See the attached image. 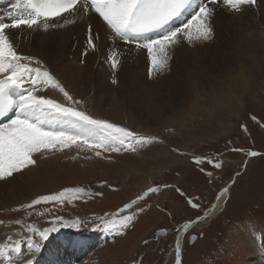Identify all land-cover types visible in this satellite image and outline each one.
Returning <instances> with one entry per match:
<instances>
[{
  "label": "rangeland",
  "instance_id": "obj_1",
  "mask_svg": "<svg viewBox=\"0 0 264 264\" xmlns=\"http://www.w3.org/2000/svg\"><path fill=\"white\" fill-rule=\"evenodd\" d=\"M255 45L259 51L264 49L263 31L256 35ZM232 62L231 58L227 65L211 72L214 79L204 84L206 96L183 98L177 106L162 98L165 108L161 112L147 111V118L142 107L149 108L155 100L161 102L158 95L165 89L143 73L142 81L123 83L131 91V104L137 103L142 111L127 107L125 100L118 101L119 108L108 109L104 99L97 100L94 111L87 103L93 99L88 97L85 102L83 91L59 80L74 99L83 101L74 107L155 139L143 146L134 144V152L102 151L101 156L83 144L43 150L44 156L31 175L13 179L8 190L0 188V221L6 234L24 240L32 237L41 247L47 246L50 255H40L39 264H176L174 246L182 236L181 264H251L250 255L244 251L248 241L260 242L259 264H264V63L256 70L250 63L247 73L251 96L239 90L238 104L213 95L222 88L227 95L231 93L229 78L225 77ZM47 91L46 98L70 103L58 89ZM116 96L114 93V99ZM195 102L202 105V110ZM181 119L187 122L180 123ZM65 132L75 134L78 130ZM195 157L206 159L197 164ZM33 158L37 159V154ZM209 160L222 162L221 168L216 169ZM152 187L158 191L138 200L131 210L126 207ZM76 188H83V193L74 197L68 194L63 204L22 207L42 195ZM224 188L228 189V199L222 210L214 217H205ZM190 200L200 207L193 208ZM126 215H134V219L122 235L96 227L102 218L118 220ZM57 216L69 223L78 218L86 222L70 227L56 223L57 231L44 241L28 230L29 225L39 230L52 227ZM198 217L205 218L197 221ZM189 222L193 227L181 236ZM192 237L195 239L190 243Z\"/></svg>",
  "mask_w": 264,
  "mask_h": 264
},
{
  "label": "snow or ice",
  "instance_id": "obj_2",
  "mask_svg": "<svg viewBox=\"0 0 264 264\" xmlns=\"http://www.w3.org/2000/svg\"><path fill=\"white\" fill-rule=\"evenodd\" d=\"M256 4L257 0H16L13 10L6 16H0V180H6L12 177L13 173L35 165L34 154L56 148L57 145L63 148L69 143L83 144L88 149L96 150V156H101L102 151L134 152V144L143 146L155 139L139 136L125 127L74 107L83 101L74 99L41 59L22 52L11 30L23 32L24 26L33 33L41 30L49 32L63 29L77 23L78 19L87 17V37L81 53L86 56L89 51L99 50L97 41L101 39L100 33L94 30L92 23V14H96L101 28L105 29L107 38L111 41L105 62L112 70L111 83L115 85L118 83L116 73L122 64V52L118 42L134 44L137 49L146 50L149 61L148 75L150 79L155 78L169 70V61L172 59L170 50L181 45L182 41L195 45L214 40V18L221 5L226 11L236 15ZM184 14L189 18L181 26H173L171 22ZM149 33L151 35H148ZM83 62L81 60V63ZM45 88L58 89L70 103L66 105L37 94ZM50 120L74 122L84 131L70 134L63 130H46L45 125ZM249 155L256 156L257 153L250 152ZM205 159L195 157L197 164L203 163ZM208 162L213 163L216 169L222 166V162ZM83 191V188L64 189L59 193L42 195L22 207L33 208L41 203L63 204L69 199L68 194H73L74 197ZM157 191V187L147 189L126 207L131 210L138 200ZM227 192L228 189L224 188L221 196ZM189 203L193 208L200 207L191 200ZM140 210L143 211V208ZM209 214L206 212L205 217ZM133 219L134 215H126L118 220L102 218L96 227L122 235L124 230L131 226ZM201 219L204 217H198L197 221ZM84 222V219L78 218L69 223L57 216L52 222V227L39 230L29 225L28 230L33 235H38L40 241H44L49 238L50 233L57 231L56 223L70 227ZM2 223L3 221H0V224ZM191 223L185 224L184 228L190 227ZM7 240L9 242L0 243V264H34L32 258H25L22 245L26 242L27 251L34 256L40 251L39 241L32 237H28L26 241H13L11 236ZM175 252L176 264H181L178 241Z\"/></svg>",
  "mask_w": 264,
  "mask_h": 264
},
{
  "label": "bare ground",
  "instance_id": "obj_3",
  "mask_svg": "<svg viewBox=\"0 0 264 264\" xmlns=\"http://www.w3.org/2000/svg\"><path fill=\"white\" fill-rule=\"evenodd\" d=\"M15 3L16 0H0V16H6L9 11L13 10ZM187 19L188 15L184 14L172 25L175 26ZM87 23L88 18L82 17L78 19V22L75 24L68 25L63 29L50 30L49 32L41 30L33 33L24 26H22V28H24L23 32L15 29L11 30V32L13 38L17 42L18 48L22 52L38 57L54 72L58 80L62 79L65 81L64 83L70 84L72 88L75 87L83 91L85 93V102H87L88 97L93 99L87 103L92 106L94 111H96L97 100L99 99L105 100V107L108 109L119 108V106H117L118 101L125 100L127 107L132 106L135 111H142L143 108V114H145L147 118V111L150 112L151 109H154L153 113H155L157 110L161 112V109L165 108L164 106H166V103L163 104L164 99L162 98H166L168 102L177 106V103H180L183 98L206 96V86H204V84H206L208 80L214 79V75L211 72L213 70H219L216 69L217 67L227 65L231 61V58L233 59L232 69L225 77V79L229 78L227 81L231 85L228 87L231 93L227 95L225 92L226 89L222 88L221 90L218 89L217 92H213V95L215 94V97L223 99L220 101H233L240 104L241 99L238 97L239 90L240 92L248 93L251 88L247 73L250 63L253 64L252 70H256L258 65L262 66L264 63V49L259 51L256 48L257 44L255 45L256 35L262 31L264 34V0H259L255 6L247 7L244 12L236 15L229 13L221 5L217 9L214 18V40L212 42L197 43L195 45H189L186 41H182L181 45L175 46L170 50L172 59L169 61V70L159 74L155 78L150 79L148 75L149 61L147 59L146 50L137 49L134 44L118 42V47L122 52V64L117 70L116 76L118 83L115 85L111 83L112 70L105 62V58L108 54L107 49L111 46V41L108 40L105 29L101 28L96 14H92V23L94 30H98L100 33L101 39L97 41L99 50L96 52L89 51V54L86 56L81 55L85 48ZM257 53L261 54L258 55ZM242 54H246L247 57H243ZM81 60L84 62L81 63ZM257 72L259 73V71ZM142 73L145 74L147 79L156 81L165 89L158 95L162 101L155 100L154 104L150 105L149 108H141L137 103L131 104V91L123 86L125 81L131 79H134V81H142ZM209 75L210 78H208ZM219 81L220 80H218V82ZM225 84L226 81H224V86ZM154 85L157 84L155 83ZM191 85H201L204 87L202 89L196 87L191 89L189 87ZM143 88H145V86ZM47 90L48 88L42 89L41 92L37 94L46 97L48 94ZM191 90L194 91L192 92ZM114 93L117 94L115 99ZM224 95H226V97H224ZM248 95L249 97L251 96L250 93H248ZM155 103L156 107H154ZM161 104H163V106H161ZM195 104L197 107L201 108L199 110H202L203 107L201 104L198 102H195ZM193 109L194 107L190 108L191 111ZM179 122H187V119H181ZM146 123L147 122H145V124ZM172 123L174 122L172 121ZM51 127H53L52 130L71 132H77V130L79 132L81 130L80 128H82L74 122L62 120H50V122L45 125V129L50 130ZM36 154L38 157L36 159L37 163V161L44 156V153L42 150L41 153ZM35 166H37V164L29 166L27 172H25V170H27L28 167L23 169L21 173L19 172L20 174L13 173L12 177L6 180H0V188L7 187L6 190H8L9 183L13 181V179L22 180L23 175H31ZM218 197L219 199H217L215 205H213L215 208L212 207L210 211L208 210V213L214 214L213 217L222 210L228 199V194L222 196L220 194ZM190 227L192 228L193 226L191 225ZM188 230L189 227L180 232L181 236ZM8 237L4 224H0V243L9 242L7 240ZM15 237H13V241L17 239ZM183 238L185 237L182 236L177 240L181 251L184 249ZM176 243L174 246L175 248ZM259 246L260 242L256 241H254V243H250L249 241L246 243L244 251L250 255L249 262L251 264H259ZM22 248L25 258H32L34 264H39L40 255H50V250L47 246H42L40 251L36 252L34 256L30 255L27 251L26 243L22 245ZM70 251L69 249L67 250L68 253ZM182 262L184 263V260H182ZM47 263H50V261ZM245 264H248V262Z\"/></svg>",
  "mask_w": 264,
  "mask_h": 264
},
{
  "label": "water",
  "instance_id": "obj_4",
  "mask_svg": "<svg viewBox=\"0 0 264 264\" xmlns=\"http://www.w3.org/2000/svg\"><path fill=\"white\" fill-rule=\"evenodd\" d=\"M184 229H185V228H183V230H184ZM159 235H160V234H159ZM193 240H194V239H191L190 243H192V242H193Z\"/></svg>",
  "mask_w": 264,
  "mask_h": 264
}]
</instances>
